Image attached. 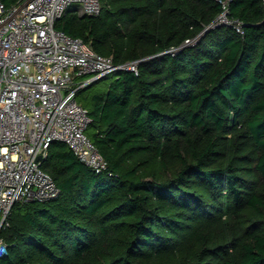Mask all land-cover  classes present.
<instances>
[{
    "label": "trees",
    "instance_id": "16d2710c",
    "mask_svg": "<svg viewBox=\"0 0 264 264\" xmlns=\"http://www.w3.org/2000/svg\"><path fill=\"white\" fill-rule=\"evenodd\" d=\"M223 1L101 0L55 21L138 73L77 89L109 167L54 141L41 166L60 193L14 203L0 264H264V0H226L230 24Z\"/></svg>",
    "mask_w": 264,
    "mask_h": 264
},
{
    "label": "built area",
    "instance_id": "2783aa9c",
    "mask_svg": "<svg viewBox=\"0 0 264 264\" xmlns=\"http://www.w3.org/2000/svg\"><path fill=\"white\" fill-rule=\"evenodd\" d=\"M223 3L219 20L233 23ZM70 6L78 14L101 12V0H17L12 5L0 0V257L7 252L1 228L14 203L47 201L60 193L41 166L54 141L66 142L97 171L109 167L86 132L91 116L77 100V89L119 67L138 73V61L117 65L112 56L56 28Z\"/></svg>",
    "mask_w": 264,
    "mask_h": 264
},
{
    "label": "rangeland",
    "instance_id": "374dc122",
    "mask_svg": "<svg viewBox=\"0 0 264 264\" xmlns=\"http://www.w3.org/2000/svg\"><path fill=\"white\" fill-rule=\"evenodd\" d=\"M188 43H194V41L189 40ZM111 79H112V77L110 76V77H107V78L103 79L101 82H103V83H108V82L111 81ZM88 131H89V130H88Z\"/></svg>",
    "mask_w": 264,
    "mask_h": 264
},
{
    "label": "water",
    "instance_id": "95a60500",
    "mask_svg": "<svg viewBox=\"0 0 264 264\" xmlns=\"http://www.w3.org/2000/svg\"><path fill=\"white\" fill-rule=\"evenodd\" d=\"M188 43V42H187Z\"/></svg>",
    "mask_w": 264,
    "mask_h": 264
}]
</instances>
